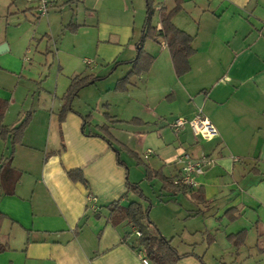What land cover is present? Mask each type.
Listing matches in <instances>:
<instances>
[{
  "label": "crops",
  "instance_id": "obj_1",
  "mask_svg": "<svg viewBox=\"0 0 264 264\" xmlns=\"http://www.w3.org/2000/svg\"><path fill=\"white\" fill-rule=\"evenodd\" d=\"M51 1L45 15L36 2L14 10L19 1L11 0L0 7V125L15 127L29 115L11 158L10 139L0 137V172L10 163L21 173L12 195L0 188L6 215L0 243L8 245L0 264H143L134 226L108 222L107 204L136 198L126 181L147 198L144 182L163 195L158 203L172 228L151 221L184 255L175 264L222 262L225 251L234 253L235 262L255 254V264H264V0H180L172 23L192 37L190 70L176 76L166 45L147 39L143 50L153 61L124 92L114 87L137 55L144 23L136 21L140 0ZM175 5L158 0L152 26L159 27L161 9ZM26 13L38 19L21 21ZM44 42L53 60L40 82L24 57H38ZM75 76L90 82L59 122ZM197 115L213 125V139L188 126L170 128L176 118ZM121 152L131 167L143 169L142 176L138 169L132 175ZM184 154L209 159L186 193L145 177L146 165L174 179ZM73 169L82 170L88 186L69 179L66 171ZM242 230L245 240L235 247L227 236Z\"/></svg>",
  "mask_w": 264,
  "mask_h": 264
},
{
  "label": "trees",
  "instance_id": "obj_2",
  "mask_svg": "<svg viewBox=\"0 0 264 264\" xmlns=\"http://www.w3.org/2000/svg\"><path fill=\"white\" fill-rule=\"evenodd\" d=\"M146 8V16L143 25L142 35L139 39V47L137 48L136 57L130 61L131 69L129 72L117 81L114 90L124 92L133 76L147 72L153 57L143 50L142 44L147 39L161 40L167 47L172 66L176 76H182L190 70L189 57L193 53L192 37L186 32L178 29L172 23V16L180 9V0H175V7L166 11L161 9L159 11V27L152 26L151 20L154 14L153 0H144ZM71 29H73L70 26ZM90 82L88 76H75L71 79L67 91L63 97V105L58 113V120L61 122L66 113L72 110L71 104L73 99L77 96L79 90ZM107 118H109L106 115ZM29 121L27 115L17 126L7 128L0 125V137L2 139L9 138L11 144L10 158L13 155L15 145L21 142L23 131ZM137 119H132L130 122H136ZM104 128V127H103ZM107 143L111 146V141L107 138ZM117 154V162L121 164L118 159V151L114 149ZM9 158V160H10ZM10 162V161H9ZM67 176L73 182H81L84 186H88L81 169H73L66 171ZM21 173L10 166V163L4 164L0 172V188L6 195L14 193V187L20 179ZM145 177L147 179L157 178L162 182V188H172L174 191L186 193L189 188L184 186H177L173 184V179L170 180L163 176L159 171H153L145 165ZM127 192L136 195V198L130 200L127 205H123L121 200L110 202L106 205L108 210V222L112 226H117L120 223L127 222L134 226L135 231L139 232L137 236V243L135 248L140 249L146 258L152 264H175L184 255L178 254L176 249L171 244V239L164 237L156 225L149 219L148 212L151 209V203L144 195L138 184L126 181ZM232 210H228L229 214ZM6 218L0 212V229L3 220ZM233 218L230 217V220ZM246 237V231L242 230L234 235H228L227 239L235 247L243 244ZM8 249L7 243H0V253ZM197 258L202 262L201 257ZM204 264V263H203Z\"/></svg>",
  "mask_w": 264,
  "mask_h": 264
},
{
  "label": "rangeland",
  "instance_id": "obj_3",
  "mask_svg": "<svg viewBox=\"0 0 264 264\" xmlns=\"http://www.w3.org/2000/svg\"><path fill=\"white\" fill-rule=\"evenodd\" d=\"M10 1L11 0H0V7L4 6V4L10 3ZM18 1L19 2H17V5L15 7H13L14 10H15L16 7L21 8L22 4L24 6L34 5V3L28 2L26 0H18ZM74 1L77 2L78 0H74ZM157 2H158V0H153L154 14H153L151 23H154V24L157 22V19H158V10H156L157 8L155 9ZM169 3H171V2L169 1ZM169 3L167 2V5ZM136 8L138 10V14L136 16V21L144 22L145 21V16H146L145 1L144 0H140V6L136 5ZM20 13L22 14V11H20ZM31 15L32 14H27L26 17L20 16V19H21V21L26 20V19L29 20V21L30 20L31 21H35V20L38 19V18L32 17ZM34 15H35V13H34ZM40 19H42L43 30H45V28H46V26L44 25V23H45L44 19L45 18H40ZM143 25H144V23H143ZM45 31L48 32V29H46ZM45 31H42V32H45ZM45 43L46 42H44V44L42 45V48L40 49L41 53L39 54L38 57H32L30 54H28V55H26L24 57V58H26V63L27 64H33V69L35 71V74L40 78V80H41V81L39 80L40 82H42L46 78V76L48 75V71H49V68H50V66L52 64V60H53V59H51L53 54L46 51ZM53 51H54V49H53ZM62 58H64L63 63L65 64V72H64V74H69L70 69H71L70 65L67 63L66 57H62ZM71 58H74V57L71 56ZM77 59H78V57H77ZM80 60H81V58H80ZM54 64H56V61L54 62ZM85 66H86V64H85ZM38 84H40V83H38ZM55 86H56L55 83H52L47 88L51 90V88L54 89ZM34 91L36 92V95H38V93H37L38 90L36 88L34 89ZM41 92H42V95L45 94L43 91H41ZM127 157L128 156H127L126 152H121V158L124 159L126 161L127 166L129 168H131L132 175L134 176V173L137 172V174L142 176L141 173H142L143 169L141 167L136 168L137 166H135V165H133V167H131L132 164H133L132 160H129V158H127ZM136 169H138V170H136ZM135 170H136V172H134ZM141 188L145 191V193L147 194V196H148V198L150 200V203L152 205L151 209L153 208L151 213H150V211L148 212L149 219L152 220V221L157 222V224H158L157 227L159 229L160 228H162L163 230L169 229L171 225L166 221L167 217L165 216V212H163L162 206L159 205V203H158V202L161 203L160 200H162L161 198H162L163 195H161L159 191L153 190L152 187L149 186L146 182H144V184L141 185ZM176 226L178 228H180L178 224H176ZM171 228H172V226H171ZM212 254L215 256V255H218V252L216 250H214L212 252ZM223 254H225V256H224V259H223L222 262L216 261V260H214V261H212V260L209 261L208 260L207 263L208 264H255V260H256L255 254L250 255V257H248V258H244L242 261H236V262L232 260V256L234 255V253L225 251V253H223Z\"/></svg>",
  "mask_w": 264,
  "mask_h": 264
},
{
  "label": "built area",
  "instance_id": "obj_4",
  "mask_svg": "<svg viewBox=\"0 0 264 264\" xmlns=\"http://www.w3.org/2000/svg\"><path fill=\"white\" fill-rule=\"evenodd\" d=\"M29 2H36L37 9L40 15L47 14L48 10L52 6L51 0H27ZM185 126L191 128L195 135L199 136L204 140L213 139L217 133L213 125L201 115H197L192 120H186L183 118H176L170 123V128L174 132H179ZM151 154V151L148 150L144 158H147ZM177 162L181 163V168L179 175L173 179V184L177 186H184L187 188H194L197 186L196 178L204 172V166L209 162V159L206 155H201L200 157L193 158L187 154H184ZM89 200L94 201V199L89 197ZM136 235L139 236V232L136 231ZM141 262L143 264H149V260L142 258Z\"/></svg>",
  "mask_w": 264,
  "mask_h": 264
},
{
  "label": "water",
  "instance_id": "obj_5",
  "mask_svg": "<svg viewBox=\"0 0 264 264\" xmlns=\"http://www.w3.org/2000/svg\"><path fill=\"white\" fill-rule=\"evenodd\" d=\"M2 49V47H0V50Z\"/></svg>",
  "mask_w": 264,
  "mask_h": 264
}]
</instances>
